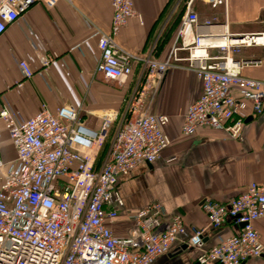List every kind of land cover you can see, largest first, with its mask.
Masks as SVG:
<instances>
[{
    "label": "built area",
    "instance_id": "built-area-1",
    "mask_svg": "<svg viewBox=\"0 0 264 264\" xmlns=\"http://www.w3.org/2000/svg\"><path fill=\"white\" fill-rule=\"evenodd\" d=\"M43 1L0 0V38L8 26ZM193 1L186 4L168 58L160 61L154 56L155 47L134 54L117 44L116 36L130 19L142 22V16L135 0H110L111 30H97L100 56L94 77L122 86L141 65L152 87L171 69L185 68L200 79L202 92L184 116L182 134L193 136L201 128H213L243 141L246 120L264 114V80L243 74L260 61L235 56L244 49L264 48V31L232 34L227 18L221 24H201ZM200 1L212 8L222 6L225 12L228 8V0ZM201 27L207 32L199 31L188 40L190 32ZM218 40L225 43H213ZM211 49L223 54L212 56ZM34 52L42 68L53 62L37 47ZM179 52L186 56L180 57ZM18 69L23 80L35 75L25 60L18 61ZM138 93L122 114L101 111L99 131L87 125L83 106H64L53 113L43 105L25 118L20 112L2 109L0 96V264H154L178 242L202 249L205 230L188 228L180 215L168 217L160 203L130 216L134 227L128 236L120 237L113 230L125 207L119 189L122 178L144 163L159 161L172 144L170 117L150 113ZM3 132L15 151L11 161L2 155ZM202 208L211 227L220 229L232 222L238 231L230 237L218 235L217 243L198 256L199 264H245L264 256L256 228L264 218V184L251 183L227 203L208 198Z\"/></svg>",
    "mask_w": 264,
    "mask_h": 264
},
{
    "label": "crops",
    "instance_id": "crops-1",
    "mask_svg": "<svg viewBox=\"0 0 264 264\" xmlns=\"http://www.w3.org/2000/svg\"><path fill=\"white\" fill-rule=\"evenodd\" d=\"M183 1L135 0L142 22L130 19L116 36L117 44L134 54L155 47L154 56L166 60L184 15L176 14ZM195 3L194 0L191 6L201 14V24H221L227 18L232 34L264 31V0H228L226 12L222 6L212 8L203 2ZM112 18L110 0H46L32 6L0 38L1 108L28 118L43 105L53 113L64 106H83L87 125L99 131V113L113 110L122 114L127 97L139 87L138 96L142 95L150 113L170 117L168 132L172 144L159 161L144 163L122 178L119 189L125 207L113 230L120 237L128 236L134 227L130 216L151 203H160L168 217L180 215L188 228L204 229V245L198 250L178 242L173 251L154 264H199L198 256L217 243L218 235L230 237L238 231L232 222L220 229L211 227L202 208L204 200L227 203L251 183L264 184V114L251 117L246 123L243 141L213 128H201L193 136L183 135L184 116L202 92L201 81L194 72L173 68L152 87L141 65L135 67L133 76L122 86L94 77L100 56L97 30L109 32ZM207 30L194 28L188 40ZM36 47L53 60L47 69L41 67L34 52ZM210 54L221 56L223 51L211 49ZM178 55L185 57L186 52ZM235 58L260 61L258 66L245 68L243 74L264 80V48L244 49ZM20 60L27 61L35 70L31 80H23L18 69ZM19 83L23 87L19 88ZM256 228L264 243V218L256 223ZM245 264H264V256Z\"/></svg>",
    "mask_w": 264,
    "mask_h": 264
},
{
    "label": "rangeland",
    "instance_id": "rangeland-1",
    "mask_svg": "<svg viewBox=\"0 0 264 264\" xmlns=\"http://www.w3.org/2000/svg\"><path fill=\"white\" fill-rule=\"evenodd\" d=\"M186 1V0H185ZM185 1H183L181 3V5H179V8L177 9V12L176 14L182 16L184 13H185V10H186V4H185ZM196 1V5H202L201 1L200 0H195ZM193 11H195L199 16L201 15L199 12H197V9H193ZM139 83L141 84L142 83V80L139 81ZM133 90V89H132ZM137 91H139V87L136 89V92L132 94L133 91H131L130 95L127 97V99L129 100L130 98H132V96H137ZM126 108V106H125ZM101 114V113H99ZM122 117H120L119 121L114 124L113 126V132L115 131V129L118 127L120 121H121ZM2 143H3V150H2V155H3V158L6 160V161H11L13 160V158L15 157V151L11 145V143L9 142L8 140V137H7V133L6 132H3V136H2Z\"/></svg>",
    "mask_w": 264,
    "mask_h": 264
},
{
    "label": "bare ground",
    "instance_id": "bare-ground-1",
    "mask_svg": "<svg viewBox=\"0 0 264 264\" xmlns=\"http://www.w3.org/2000/svg\"><path fill=\"white\" fill-rule=\"evenodd\" d=\"M214 44H224L225 43V41L224 40H218V41H216V42H213Z\"/></svg>",
    "mask_w": 264,
    "mask_h": 264
},
{
    "label": "trees",
    "instance_id": "trees-1",
    "mask_svg": "<svg viewBox=\"0 0 264 264\" xmlns=\"http://www.w3.org/2000/svg\"><path fill=\"white\" fill-rule=\"evenodd\" d=\"M108 143V142H107ZM107 143H106V145L104 146V148H103V150H102V152H101V156L100 157H102L103 156V154H104V152H105V150H106V147H107ZM101 159V158H100Z\"/></svg>",
    "mask_w": 264,
    "mask_h": 264
},
{
    "label": "water",
    "instance_id": "water-1",
    "mask_svg": "<svg viewBox=\"0 0 264 264\" xmlns=\"http://www.w3.org/2000/svg\"><path fill=\"white\" fill-rule=\"evenodd\" d=\"M252 120V118L250 117V118H248L247 120H246V123H248V122H250Z\"/></svg>",
    "mask_w": 264,
    "mask_h": 264
}]
</instances>
